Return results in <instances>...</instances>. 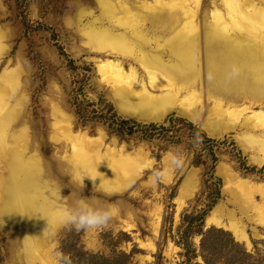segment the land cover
<instances>
[{
	"label": "rangeland",
	"instance_id": "rangeland-1",
	"mask_svg": "<svg viewBox=\"0 0 264 264\" xmlns=\"http://www.w3.org/2000/svg\"><path fill=\"white\" fill-rule=\"evenodd\" d=\"M99 1L0 0V204L1 193L13 184L23 204L9 217H0V264H56V252L68 255L72 264L89 260L92 264H187V260L204 264L201 238L185 234L188 220L184 218L197 216L207 203L205 166L199 161L211 165L210 153L217 158L213 172L220 180L219 198L203 217L202 231L227 233L248 254L264 258V165L256 164L238 143L240 131L214 137L204 130L216 120L210 113L215 102L264 112V55L232 56L234 51L216 37L225 28L228 36L242 38L231 27L232 18L242 23L250 10L264 13V3L242 0L248 5L234 11L227 7L233 0H201L199 8L192 0H176L193 13L186 18L183 9L152 10L149 6L155 0H107L115 8L113 24L100 12ZM258 18L252 21L258 37L246 31L242 36L264 49V22ZM188 23L191 27L185 30ZM91 25L125 35L134 55L156 56L170 68L186 65L184 76L174 74L168 80L178 88L177 96L201 94L200 119L190 121L176 110L157 122L124 114L112 96L115 84L98 64L123 61L125 71L134 68L140 78L143 72L132 60L94 48L84 35ZM184 37L190 45L183 43ZM246 60L250 61L243 64ZM231 65H237L240 73L229 80L226 73ZM157 91L150 89L152 94ZM109 107L122 119L169 129L150 139L135 132L118 137L100 118ZM171 117L191 123L212 142L204 143L183 123L174 121L170 127ZM69 134L92 138L88 147L93 167L103 160L96 169L100 175L92 169L80 171V176L90 178L82 179V189L73 153L83 145L69 142ZM171 156L177 157L175 165L168 164ZM247 167L254 170H244ZM15 168L20 174L12 177ZM155 170L161 179L153 183L150 177ZM81 197L94 204H114L118 212L105 227L76 231L61 222L57 209L72 206ZM40 206L51 209L50 219ZM23 212L33 213V224ZM39 213L43 218L38 220ZM211 216L227 224L233 216L232 223L243 229L244 237L236 239L228 229L208 223ZM185 236L190 259L179 244ZM31 243L36 248L33 253Z\"/></svg>",
	"mask_w": 264,
	"mask_h": 264
},
{
	"label": "bare ground",
	"instance_id": "bare-ground-1",
	"mask_svg": "<svg viewBox=\"0 0 264 264\" xmlns=\"http://www.w3.org/2000/svg\"><path fill=\"white\" fill-rule=\"evenodd\" d=\"M192 1L196 8L200 7L201 0H192ZM261 1L264 3V0ZM98 4L100 7L99 10H101L100 12L104 14V17L108 20V22L114 24L115 22L113 18V13L115 12L114 6L110 4V2H108L107 0H100ZM247 5L248 3L245 1L233 0V3L228 4L227 7L233 9L234 11H238V10L240 11L244 6ZM149 7L152 8V10H157V9L172 10L177 8L183 9L185 11L186 18L188 16H192L193 14L191 10L185 9L184 5L181 4L180 2H176V0L171 2H163V1L155 0V2ZM212 15L215 16L216 12H213ZM256 18H258L259 21L261 20L264 22L263 11L256 12L254 10H250L249 17L240 19L242 23L232 18L233 22H231V27H235L238 30V32L241 34L240 37L242 38L236 36H232V37L228 36L230 32L225 30L224 28L222 34L218 33V36H216L218 39L217 42L231 48L234 51L232 53L233 54L232 56H239L240 58L250 57L253 54L256 55L261 54L263 56L264 49L263 47H260L261 44L256 43L254 41L252 42L247 41L242 36V33L246 31L248 35L251 33L254 38L258 37L256 32L252 30L254 27H256L253 26L254 23H252V21ZM93 25L85 29L84 35L86 36L87 40L92 43L94 48L108 52L109 54L120 57L123 60H132L135 64L139 66V68L143 72V75L147 79V83H145L144 79L142 78L143 75L140 78L139 74L136 72L134 68H128V70L125 71L124 65L122 64L123 61L122 63L116 61H107L98 64L99 68L101 69V72L104 74V77L105 74H107V78L109 80L111 79L110 81H113V84H115L114 85L115 90L114 92H112L113 94L112 96L114 97L117 106L124 114L128 115L129 117H133L135 119H146L148 121L157 122L160 121L165 114L169 113L170 111L176 110L180 115L189 119L190 121H195L200 119L201 110L203 109L201 94L195 91H191L185 94H180V96H177L178 88L176 86L172 87V84L168 80V77L169 76L172 77V75L174 74L184 76L186 73V68L184 67H186V65L183 64L181 67L170 68L168 64L162 62L159 58H156V56L155 57L146 56L143 54L144 52L134 55L132 53V50L128 47L127 41L125 39V35L119 37L118 35H115V33H112L107 28H102V27L95 28ZM186 26L188 28L183 27L185 30H188L191 27L189 23ZM183 41H184L183 43H185L187 46L190 45L187 37H184ZM248 61L250 60L242 61V63L245 64L244 62H248ZM178 87L181 88V86ZM150 89L158 90L157 94L150 93ZM210 113L215 117L216 120L213 121L211 124L209 122L210 125L207 124L206 126H204L205 127L204 130L206 131V133L214 137H221L224 134L229 133L231 131L233 132L235 130L240 131V133L236 135L238 143L241 144V146L246 150V152H249L251 154L250 157H252L253 161L256 164L264 165V112L260 110L254 111L248 107H243L239 109L223 107L221 105V102H215V104L210 109ZM9 114L10 113L5 114L4 118L6 119L9 116ZM67 139L71 143L78 142L83 145L80 149L78 148L80 151L75 152L76 155L75 153H73L75 165L78 166V165L87 164L89 165L90 170L93 169L94 167L92 165V157H91L92 154L91 155L89 154V147H88V146H92V144L94 143L92 138H89L86 135L81 136L77 134H69ZM1 143H3V141ZM97 157L98 156H96V159ZM115 162L112 163L115 164ZM108 167L106 166L104 169L107 168L106 170H108ZM19 174H20L19 168L17 169L15 168L12 170L11 176L12 177L18 176ZM230 176H228L229 179ZM236 182L239 181L236 180ZM252 190H249L248 192ZM6 192L7 193L5 192L1 193L3 199L2 203L0 204L1 218H3L4 216L9 217L10 212H14L15 209L22 208L21 206L23 205L20 197L15 196L17 194V186L15 184L7 188ZM243 193L245 194V192ZM252 193H254V191ZM10 195L12 196V199ZM38 209L42 211L41 213L45 216V218L47 219L51 218V215L53 214L52 212H49L51 211V209H45L42 206H40ZM22 211L23 209L21 210V212ZM241 211L244 212V210ZM32 214L33 213L23 212L24 215L23 217H26V219L29 220L32 217ZM37 217L38 220L39 218H43V216L40 213L37 214ZM212 218L214 217L211 216V218L208 219V223H211L217 227L228 229L229 231L232 232V235L236 239H241L244 237V232L242 231L243 229L241 230L238 225H235L234 222L232 223L233 216L229 217L230 222H228V224L224 223L218 218L217 219H212ZM30 221L33 224L34 218L30 219ZM28 247H29V251H31L32 253L36 251L34 243L29 244Z\"/></svg>",
	"mask_w": 264,
	"mask_h": 264
},
{
	"label": "trees",
	"instance_id": "trees-1",
	"mask_svg": "<svg viewBox=\"0 0 264 264\" xmlns=\"http://www.w3.org/2000/svg\"><path fill=\"white\" fill-rule=\"evenodd\" d=\"M100 118H103L104 122L108 123L107 128L118 137H124L125 135L129 136L135 132L141 134L140 136L142 138L150 139L156 135L155 132H160L161 134L162 132L165 133L169 129V127L166 128L163 125H141L140 123L122 119V117H118L116 113L112 111L111 107H109L106 115H101ZM174 121L177 123H183L186 129L191 132L198 133V137L203 139L204 143L212 142L210 139H207L203 133L199 132L191 123L182 119H174L172 117L169 118L167 122L170 127L174 125ZM210 154L211 165H208L206 161H199L201 165L205 166L203 185L204 189L208 190L205 198L207 203L204 209L197 216H187L184 218V220H188L184 232L189 237L192 234L200 236V257L204 264H264L263 256L254 257L248 254L244 248L236 243L229 234L212 228L206 230L205 232L202 231L203 217L208 211H210L219 198L218 187L220 185V180L214 176L213 172L217 158L214 157L212 153ZM244 170L253 171L254 168L250 169L247 167L244 168ZM179 244L183 246L187 259H190L188 238L185 236V239H183ZM80 264H92V260H89L86 263L80 262ZM187 264H189L188 260Z\"/></svg>",
	"mask_w": 264,
	"mask_h": 264
},
{
	"label": "clouds",
	"instance_id": "clouds-1",
	"mask_svg": "<svg viewBox=\"0 0 264 264\" xmlns=\"http://www.w3.org/2000/svg\"><path fill=\"white\" fill-rule=\"evenodd\" d=\"M240 73V69L237 65H231L230 70L226 73V79H233L237 77ZM209 78H212L211 73L209 74ZM103 160H100L95 164V167L92 169L97 174V165ZM177 163V157L171 156L168 164L175 165ZM89 170V165H78L76 175L79 177L78 183L82 185V179L89 176L87 174L80 176V171H84L87 173ZM100 175V174H98ZM90 179V178H89ZM151 181L156 183L161 179V174L158 170L153 171L151 177ZM95 180V178H92ZM56 195L61 198L60 191L56 192ZM59 218L62 223L70 225L76 231H85V230H95L98 228L105 227L110 220L117 214L118 208L114 204H94L89 202V198L81 197L76 200L74 205L72 206H61L57 209ZM56 264H72L71 258L68 255H65L60 252L55 253Z\"/></svg>",
	"mask_w": 264,
	"mask_h": 264
}]
</instances>
